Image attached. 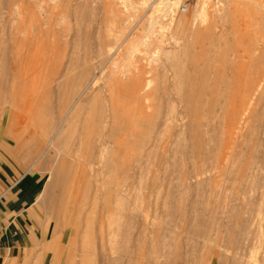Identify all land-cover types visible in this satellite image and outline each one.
I'll return each instance as SVG.
<instances>
[{"label": "rangeland", "instance_id": "1", "mask_svg": "<svg viewBox=\"0 0 264 264\" xmlns=\"http://www.w3.org/2000/svg\"><path fill=\"white\" fill-rule=\"evenodd\" d=\"M29 1L18 3V14L0 0V178L9 174L13 188L23 193L11 192L9 183L0 184V232H4L0 245L5 246L0 264H68L77 259L64 241L68 217L80 215L83 221L96 211L94 217L104 221L102 192H117L116 200L115 195L110 197L112 203L132 209L126 211L133 215L135 264H231L233 254L263 264L264 0H233L245 5L228 3L223 17L210 13L212 19L200 28L204 31L194 35L186 29L198 24L192 14L200 0H40L44 17L35 6L38 0ZM206 1L211 8L229 0ZM165 2L173 3L170 9H165ZM182 3L184 12L178 10ZM114 9L121 18H112ZM120 40L119 53L109 57L103 52L111 58L104 59L100 51ZM157 47L175 50L173 65L164 73L150 61ZM100 59L104 70L111 66L118 72L131 70L141 82L149 77L153 112L158 108L165 116L171 106L182 111L157 137L159 125L154 131L146 121L135 123L137 112L126 110L131 113L124 115L127 131L117 132L123 137L114 145L113 172L103 174L94 126L78 124L84 140L77 146L81 154L72 159L71 146L54 143L52 125L56 83L64 84L65 104L81 67ZM57 72L61 77L55 78ZM118 72L106 81L117 75L124 89L128 78ZM102 79L97 85L103 86ZM258 83V89L263 88L256 94ZM126 94L120 96L123 104ZM185 103L188 109L182 106ZM81 111L78 120L88 115L86 109ZM16 156L31 164L16 167ZM17 217L23 220L21 228ZM33 233L40 243L33 242Z\"/></svg>", "mask_w": 264, "mask_h": 264}, {"label": "bare ground", "instance_id": "2", "mask_svg": "<svg viewBox=\"0 0 264 264\" xmlns=\"http://www.w3.org/2000/svg\"><path fill=\"white\" fill-rule=\"evenodd\" d=\"M28 1L29 0H27L26 2H28ZM75 1H77V0H75ZM234 1L233 0L225 1L224 3H222L220 5L218 4V5L212 6L210 8L209 7L210 5L209 6L207 5L208 1L205 2V0H200V2L195 5L196 7H194V13L192 14L193 21L194 20L195 21L198 20V24L194 25V26H192V24H191L190 26L187 27L186 31L188 30L193 35L196 34V32H199L200 28H203V27L205 28L206 25H208V22L210 21V19H212L211 15L219 14L220 17L221 16L223 17L225 15L226 11H227L228 3L230 4V2H231V3H234V4H238V2H239V1L234 2ZM23 2H25V0H6V3L9 5L7 8L11 9V11L13 10L14 13L16 11L18 13V9H19L18 3H23ZM32 2H36V1L34 0ZM25 3H23V4H25ZM67 3H65V4L67 5ZM171 3L172 2H165L164 3V7H165L166 10L170 9ZM239 3L242 4V5H245L242 2H239ZM244 3H245V1H244ZM71 4L69 6L73 7L74 5L72 6ZM20 5H22V4H20ZM25 5H23V7H25ZM31 5H33V8H35V6H36L39 15H41L43 17L45 16L46 10H45L44 6L41 4L40 0H38L35 3V6H34V3L31 4ZM25 9H27V8H25ZM114 10H115V12H114V16L112 15V18L113 17L121 18V16H122L121 12L118 9H114ZM178 10L180 12L186 11V5H185V9L183 11H181L179 9V7H178ZM27 11L30 12V10H27ZM210 13H211V15H210ZM261 18H262L261 20L264 23V17L262 16ZM177 25L181 26L180 24H177ZM202 30H200V31H202ZM121 32L122 31L116 33L115 39H118V37H120ZM189 36H190V34H189ZM116 41H118V40H116ZM134 41H136V40H134ZM120 43H121V40L119 42H116L114 47H113V45L111 43H107L106 44V45H108L107 48L104 46L105 47L104 50H102V48L100 49V50H102V51H100L101 54L105 53L106 55H110L109 57H111L114 53L118 52V50H119L118 47H119ZM174 54H175V50H173V49L157 47V49L154 50L152 56L150 57V61L151 62L154 61V64H157V66H159L162 69V72H163L164 70L167 69L168 65H173L172 61H173V58H174ZM106 55H105V57H106ZM109 57H106L104 59H107ZM109 59H111V58H109ZM102 60H103V58H102ZM104 61L105 60H103L102 62H104ZM120 61H122V60H120ZM99 62H101V59L99 61L97 60L94 63L87 64V65L81 67V72H80V74L78 76V82H77L76 86L74 88H72L71 91L69 92V95L66 98L65 104L63 102V96H64V93H66V92H65V90L62 89V86H61V85H64V84H60L59 82L56 83L55 90H56V93L58 92V97L56 96L58 99H57V102H55L56 103V106H55L56 107V111L53 108L54 109V111H53L54 114L56 112V114H55L56 116L54 115L56 118L53 120L52 125H54L53 130L55 129L54 131H56V135H57V137H55V139H53L55 141L54 143L56 145L58 143L59 144L61 143V146H62V143L64 142V148L67 145H68V147L71 146L73 149L71 147H69V148L72 149V150H70V152H69L70 154L69 155H71L72 159L78 157L81 154V153L80 154L78 153L77 146L84 140L83 134L80 133L81 130L83 131V128L81 130H79L78 124L82 123L81 125H84V126H80V127H87L89 124H90V126H94V128L96 130V132H95L96 133V137L93 138V141L97 142L98 146H99V152H98V156L97 157H98V159L100 161V165L98 164L99 165V169H102V170L100 171L98 169V166H97V169L102 173L103 170L112 171L111 167H110V163L113 162V160L116 158V155L113 153L114 145L116 146L119 143V141L122 139V137H123V136L122 137L120 136L121 134L120 135L117 134V132L118 131H123V132L127 131L126 127H124L123 124L125 123L124 121H127L126 119L124 120V115H125V112H126V115L128 114L127 113L128 109H134L137 112V115H136L137 117L134 119L133 122L137 123V122H145L146 121L147 124L153 125L152 128H153L154 131H155V127L154 126L159 125L160 126L159 128L156 126L158 128V129L156 128L158 130V132L156 130V134H157L156 136L157 137L159 136L158 134L162 133V131H165L169 127L170 123L172 124L171 121H173V119L176 120L175 118L178 115L180 117V113L182 115V111L180 110L179 112H177V111L174 110V108L176 109L177 106L176 107L171 106L170 108H168V111H166L167 113L165 114V116L163 114H162L163 116L159 115L158 108H156L155 112H153V104H152L153 97H152L151 92H150V90H151L150 89L151 79L149 77L145 78L143 82H141L140 80L136 81L138 78L136 80L134 79V75L131 73V70H128L127 72H125L123 70L118 72V70H117L118 67L115 68V66H111V68H109L107 70H104L105 69L103 67L104 65L102 66ZM118 66H120V65H118ZM149 67H151V66H149ZM151 68H149V69L151 70ZM116 71L118 73H120V75L127 76V78H128L127 82H123L125 92H124L123 87L121 88V86L119 85V79L116 78L117 75H113L114 79H112L110 77L112 79V81H106L108 75L112 76L113 73L114 74L117 73ZM146 72L148 73L149 70H146ZM56 74L57 75H56L55 78L61 77L58 72ZM262 76L264 78V74H262ZM140 77H141V75H140ZM99 78H101V79L104 78L103 86L97 85V81H98ZM120 80L122 81V78ZM261 83L264 84V82H261ZM258 86H259V83L255 84V86H254V89L256 90V92L258 90L261 91V89L263 88L262 86H264V85H262L260 89H258ZM254 89H252L253 92L255 91ZM105 90L107 91V93H105ZM179 92H181V91H179ZM258 92L256 94H259ZM122 93H127L126 95H128V97H127V101L125 103L128 104L129 106H131V108H128L129 107L128 105L126 107V104L125 103L123 104L121 102L122 99H121L120 96L122 95ZM246 94H248L247 91H246ZM245 97H247V96H245ZM180 98H181V100L182 99L186 100V98L184 99V98H182V96H180ZM190 98H191V96H190ZM29 99H28V101H29ZM119 100H120V102H118ZM190 100H192V99H190ZM230 101H231V99H230ZM30 102H32V101H30ZM182 102H187L188 103V100L187 101H182ZM202 102H204V101H202ZM228 102H229V100H228ZM28 105H29V102H28ZM30 106H32V105H30ZM182 106H184V108H187V109L189 108L188 105H187V107H185L186 103H185V105H182ZM212 106H214V104ZM23 108H25V107H23ZM28 108H30V107H28ZM84 108L86 109V113H88V115L87 116L85 115V117H83V118L81 116L82 120L81 119L78 120V117L80 116V112H82L81 110H85ZM192 108L194 109L193 106H192ZM202 108H203V106H202ZM208 108H210V107H208ZM222 108H223V106H222ZM182 110H184V109H182ZM194 110H196V109H194ZM26 111H28V110L26 109ZM129 112H130V110H129ZM196 112L197 111H195V113ZM130 113L128 114V116L130 115ZM188 113H190V112H188ZM193 113H192V115H193ZM228 113H230V112H228ZM212 114H213V117L217 115L215 113V110H214V113H212ZM214 114H216V115H214ZM218 117H220V115H218ZM218 117L216 116V117H214V119L215 118L218 119ZM126 118H127V116H126ZM154 118H159V120L156 121V119H154ZM129 119L130 118H128V120ZM207 121H208V119H207ZM234 121H236V120H234ZM203 122L206 123L205 120ZM231 122H233V121H231ZM209 123H210V121H209ZM209 123L206 124V125H209ZM211 123H213V122H211ZM214 123H213V126H214ZM234 123H236V122H233V124ZM231 124L232 123H230V125ZM217 125H219L218 122H217ZM234 125H236V124H234ZM152 128H151V130H152ZM233 129H232V131H233ZM227 131H230V130H227ZM76 132H77V134H76ZM128 132L131 134L130 131H128ZM153 133H155V132H153ZM115 134H116V136L119 135L120 138H116ZM235 134H237V133H235ZM230 136H232L231 133H230L229 137ZM147 138H149V141H150L151 138H152V135L150 134V136L147 137ZM50 141H51V139H50ZM147 141H148V139H147ZM1 142L3 143L4 140L1 141ZM5 143H6V141H5ZM7 143H8V141H7ZM202 143H204V142H202ZM0 146H1V144H0ZM67 152H68V150H67ZM59 155H61V154H59ZM65 156L67 157L68 155H63V157L61 156V158H64ZM64 160L62 161V164L64 163ZM73 165L74 164H72V167H73ZM57 168L58 167H56V169L51 170L50 175L53 172L57 171ZM51 181H54V179L52 178ZM53 184H54V182H53ZM51 186L53 187V185H51ZM85 194H84V196H86ZM97 194H99V193H96V195L94 194V196L97 197ZM102 194H103V198H102L103 200L102 199H100V200H102V203L104 202L105 207H106L105 211H107L106 214L104 213L105 214V216L103 217L105 219L104 221L101 219V217L99 219L98 218L96 219V216L94 217L95 214H93V213H95L96 211L91 214V215H93V216H91L92 219H89V216L87 215L86 219H84V217H82L83 221H81L80 215L76 216L75 214L74 215L70 214L69 217L67 215V217H68V225L65 226L66 225V221H67L66 220L65 223H64V226L67 228L66 229L67 231L65 232L66 235L64 237V241L67 242V245L70 244L71 248L73 247L72 248L73 253L77 256V259H75L74 256H72L71 259L74 258L75 260H72L68 264H122V261H124V264H135L134 263L135 262V255H134V250H133L134 248H133V244H132L133 241H132L131 235H130L131 228L133 226V222L131 220V216L133 217V215L131 214V212H132L131 210L132 209L130 207L127 208V207H125L123 205H120L121 204L120 202L116 206H115V204L112 203L110 197L112 195H115V200H116L117 199V195H118L117 192H106V193L102 192ZM100 197H101V194H100ZM97 198L99 199V197H97ZM86 199H87V197H85V200ZM85 200L83 202H81V204L82 203L85 204L86 203ZM93 200H94V198H93ZM100 200H98L96 202L98 203V202H100ZM75 202H74V204H75ZM92 204H90V205H92ZM104 204L101 206V208L104 207ZM99 205H100V203H99ZM72 206H74V205H72ZM96 206H98V205H96ZM82 207H84V206H82ZM97 208H96V210H97ZM51 209L53 210V208H51ZM72 209H74V207ZM127 209H129V211H131V212H127L126 211ZM79 210H80V208H79ZM81 210H82V212L84 211L83 213L86 212L85 209H83V208ZM103 210L100 211V212H103ZM48 211L51 213L50 210H48ZM87 211H89V210H87ZM71 212L73 213L72 210H71ZM82 212H79V213L82 214ZM89 213H91V212L89 211ZM98 214H100V213L97 212V215ZM56 215L57 214H55V216ZM84 215H86V213ZM98 216H101V215H98ZM142 220L145 221L146 218L145 219L142 218ZM142 220H141V224H142ZM140 230H141V228H140ZM143 230L145 232V228H142V231ZM139 234L141 235V233H139ZM61 235H62L61 237H63V234H61ZM142 235L144 236L145 234L143 233ZM203 238L208 240L207 235H206V237H203ZM60 240H62V239H60ZM261 242H262L261 246L263 248L264 247V233H263ZM205 245L203 243V247H205ZM63 252H65V251H63ZM262 253H264V250H262ZM71 255H73V254H71ZM70 256H69V258H70ZM67 260H68V258H67ZM230 260H231L230 261L231 264H251L248 260L242 259L239 255H236V254H233L231 256ZM262 260H264V259H262ZM262 262H264V261H262Z\"/></svg>", "mask_w": 264, "mask_h": 264}, {"label": "crops", "instance_id": "3", "mask_svg": "<svg viewBox=\"0 0 264 264\" xmlns=\"http://www.w3.org/2000/svg\"><path fill=\"white\" fill-rule=\"evenodd\" d=\"M16 159H17V164H16V167L18 168H24L25 166H29L31 163L29 164H24L21 159H23V157H21V159L19 157L16 156ZM15 171H18V169L16 168ZM9 174L7 173H3L2 177L0 178V184H4V183H9V189L11 190V192H16V193H20V194H23L22 192H19L18 191V187L17 188H13L14 184L12 181H10V178H9ZM30 212L28 210H26V213L27 214V217H29V214ZM27 221V225H28V219L26 220ZM16 224H18L20 226V228L23 226V220L20 218V217H17L16 218V221H15ZM24 225H25V222H24ZM34 227V225H33ZM35 228V227H34ZM4 232H0V242L2 241L1 238H4ZM31 238L33 239V242H37V243H40L39 240H40V237L37 235H35L34 233L31 234ZM44 244V243H42ZM4 249H5V246L4 244L3 245H0V258H2L3 254H4Z\"/></svg>", "mask_w": 264, "mask_h": 264}, {"label": "built area", "instance_id": "4", "mask_svg": "<svg viewBox=\"0 0 264 264\" xmlns=\"http://www.w3.org/2000/svg\"><path fill=\"white\" fill-rule=\"evenodd\" d=\"M179 9H180L181 11H183V10L185 9V4H184V3L180 4Z\"/></svg>", "mask_w": 264, "mask_h": 264}]
</instances>
